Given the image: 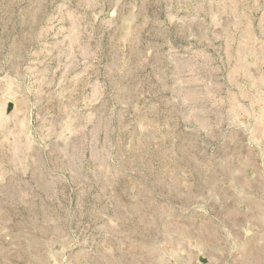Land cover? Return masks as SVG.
<instances>
[{"label":"rangeland","instance_id":"rangeland-1","mask_svg":"<svg viewBox=\"0 0 264 264\" xmlns=\"http://www.w3.org/2000/svg\"><path fill=\"white\" fill-rule=\"evenodd\" d=\"M0 264H264V0H0Z\"/></svg>","mask_w":264,"mask_h":264},{"label":"water","instance_id":"water-1","mask_svg":"<svg viewBox=\"0 0 264 264\" xmlns=\"http://www.w3.org/2000/svg\"><path fill=\"white\" fill-rule=\"evenodd\" d=\"M11 107V106H10Z\"/></svg>","mask_w":264,"mask_h":264}]
</instances>
